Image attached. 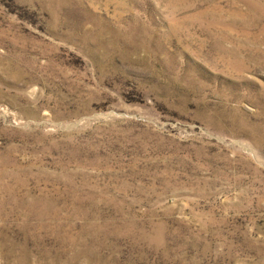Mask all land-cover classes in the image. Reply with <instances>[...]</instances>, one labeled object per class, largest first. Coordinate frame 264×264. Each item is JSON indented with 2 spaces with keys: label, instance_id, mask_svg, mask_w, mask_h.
<instances>
[{
  "label": "rangeland",
  "instance_id": "obj_1",
  "mask_svg": "<svg viewBox=\"0 0 264 264\" xmlns=\"http://www.w3.org/2000/svg\"><path fill=\"white\" fill-rule=\"evenodd\" d=\"M0 264H264V0H0Z\"/></svg>",
  "mask_w": 264,
  "mask_h": 264
}]
</instances>
